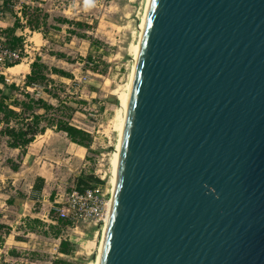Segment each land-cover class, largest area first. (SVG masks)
I'll list each match as a JSON object with an SVG mask.
<instances>
[{"label": "water", "instance_id": "water-1", "mask_svg": "<svg viewBox=\"0 0 264 264\" xmlns=\"http://www.w3.org/2000/svg\"><path fill=\"white\" fill-rule=\"evenodd\" d=\"M98 264H264V0H149Z\"/></svg>", "mask_w": 264, "mask_h": 264}, {"label": "rangeland", "instance_id": "rangeland-1", "mask_svg": "<svg viewBox=\"0 0 264 264\" xmlns=\"http://www.w3.org/2000/svg\"><path fill=\"white\" fill-rule=\"evenodd\" d=\"M25 1L27 25L32 31L35 30L32 41L38 48L36 56L45 61L48 67L58 66L72 75L70 78L57 75L54 77L55 84H51L50 88L47 86L49 93L57 95L60 100V104L58 99L53 101L55 109H49L48 113H51V117L85 129L91 135L85 159L75 157L69 162L65 160L69 154L51 147L54 145H50L52 140L49 135L45 136L42 142L49 146L40 153L34 169H47L52 172V178L48 185L42 183L41 190L53 193V196L55 193L63 194L76 185L78 178L95 177V173L105 177L104 181H109L113 188L110 156L118 140L113 117L128 89L147 0ZM5 6L4 10L10 13L11 8ZM63 18L71 22L82 21L88 26L79 28L68 25L60 21ZM70 29L86 33V39L76 37L69 32ZM38 32L49 42L42 41ZM89 37L94 40L93 47L89 46ZM58 53L64 54V57L60 58ZM88 53L92 55L93 62L86 60ZM94 67L98 72L91 70ZM43 86L29 87L28 91L32 97L39 98L46 95ZM13 92L18 93L20 99L25 93L22 89ZM29 173L33 174L34 171ZM29 194L33 193L30 191ZM49 204L36 202L33 207L37 211H49V219H54L56 214ZM46 216L40 219L47 220ZM44 226L45 222L40 227L36 224L34 235L25 236L26 233L20 232L22 243L13 244L10 252H7L8 244H1L0 264H52L56 259L54 243L57 238L50 227L46 229ZM81 227V233L68 231L74 243L73 252L57 257L73 264H92L101 244L103 230L96 232L92 226L85 224Z\"/></svg>", "mask_w": 264, "mask_h": 264}, {"label": "crops", "instance_id": "crops-1", "mask_svg": "<svg viewBox=\"0 0 264 264\" xmlns=\"http://www.w3.org/2000/svg\"><path fill=\"white\" fill-rule=\"evenodd\" d=\"M5 3L6 2L4 0H0V7L5 8ZM5 12L6 15L3 19H1L0 23L2 33L4 36H7L12 45L14 44V46H17L21 41L19 26H15L16 21H14V17L11 15V13L7 11ZM34 34L35 33H33L31 38L34 37ZM37 34L40 35L42 41H45L41 32H38ZM45 42L49 41L46 39ZM89 46H91L90 43ZM53 55V57H56L55 54ZM41 61L45 63V61L42 59ZM30 65L31 63L23 64V66H27V69L20 71V73H17L16 76L9 78H13L10 80V82L14 81L12 84L16 85L19 90L22 89L25 93H29L31 98L37 99V97H32L30 91H28L29 87H25L24 89L26 76L30 74L31 71ZM48 68L50 69L51 67ZM55 68L60 69L58 66H55ZM46 75L49 77L50 81H48L44 86L42 84H37L34 87L40 85L43 86V91L46 95H40L39 98L48 105H52V107L55 109L56 104L53 101L55 99L57 100L58 96L47 92L45 87L47 88L48 86L50 88L51 84H55L54 77L59 74L48 72ZM60 76L64 77L62 75ZM19 84H21V86ZM6 93L7 98L5 103H7L9 107L12 108L18 115L17 118L10 120V123L8 124L10 127L18 129L24 128L26 126L25 124L27 123H31L32 125L33 115L39 117V127H44V131L37 132V134L34 135L33 140L24 147H11L9 145V142L11 141L10 138L5 134H2L0 131V137L3 139L0 141V245L3 244L4 246L8 244L9 246L7 252H10L11 248H13V244L16 246L17 243H22V241L19 239V236L22 232L26 233L24 234L25 236L30 234L34 235L33 229L35 228L36 224H33L32 221L28 223L27 219H40L41 216L47 215V220L40 219V224H38L39 227L44 222L46 223V226H44L46 229H48L50 226H55L58 224V222L53 221L52 218L49 219V211L48 213L47 211H37L35 207H33V204L36 202L41 204L50 203L49 205L52 206L55 203L61 201L63 196L70 191H65L63 194L55 193L53 196V193H44L43 190H41L42 187L40 189L35 187V185H42L43 182L48 185L52 178L51 171L47 169L42 171V168L36 167L34 169L35 162L40 157V153L43 149H47L49 146L47 143L42 142L45 136L49 135L50 139L52 140L50 145H54L51 147H55L58 150H63L65 153L67 152L69 154V157L65 159L68 162L75 157L79 159H85L86 149L88 150L89 148L78 146L74 142L70 141L64 132L56 129L55 125H47L46 119L51 117V113H48L49 110L45 109L43 106L40 105L34 107L33 110L26 109L22 106V103H29L28 97L22 95L23 97L20 99L18 93H14L13 91L9 90H6ZM58 104H60L59 99ZM3 127V123H1L0 130H2ZM14 165H18V170H12V166ZM32 171H34L33 174L29 173ZM30 191L33 193L32 195L36 194L35 197H32V195L29 194ZM64 232L65 231H62L55 240V257L63 255L58 252V247L61 239L65 238ZM68 238L71 239V237Z\"/></svg>", "mask_w": 264, "mask_h": 264}, {"label": "trees", "instance_id": "trees-1", "mask_svg": "<svg viewBox=\"0 0 264 264\" xmlns=\"http://www.w3.org/2000/svg\"><path fill=\"white\" fill-rule=\"evenodd\" d=\"M60 21L68 25H75L79 28L88 26L87 23H84L82 21L71 22L68 19H64V18L60 19ZM15 26H19L17 20H16ZM69 32L81 39H84V38L86 39L87 37L86 33H77L75 30H72V29H70ZM5 37L8 43L12 45L6 35ZM90 41H91V47H93L94 40L90 38ZM12 46H14V44ZM57 56L61 58V57H64V54L58 53ZM86 60L91 61V62L94 61L90 53H88V55L86 56ZM30 67H31V71H30V74L26 76V80L24 83V89L25 87H34L37 84H42V85L47 84V82L50 81L49 77L46 75V73L48 72L56 73V74H59V75H62L68 78L72 77L70 73L62 69H58L55 67H51L49 69L48 66L44 62L41 61V58L39 56L36 57V59L31 63ZM91 70L94 72H98L96 67L92 68ZM17 89L18 87L14 84L7 85L4 82L3 77L0 76V113H1L0 124L3 123V126H4L3 129L0 131L2 134H5L6 136L10 138L11 141L9 142V145L11 147H24L25 145H27L29 142L33 140L34 135L37 134V132L44 131V127H39L40 120H39V117L36 115H33L32 117V125L31 123H27L25 124L26 126L24 128L16 129L8 125L10 123V120L13 118H17L18 115L12 108L9 107L7 103H5V100L7 98L6 90L13 91ZM45 90L49 92V90L46 87H45ZM24 95L25 97L29 98V103H25V102L22 103V106L26 109L33 110L34 107H37L40 105L43 106L47 110L53 108L52 105H48L40 98L39 99L31 98L29 93H24ZM46 123L49 126L55 125L57 130L64 132L66 136L68 137V139L74 142L75 144H77L78 146L89 148L91 144V135L85 129L74 126L69 121L55 118V117H49L48 119H46ZM12 170L14 171L18 170V165L12 166ZM98 182H100L98 178L94 177L93 175H89L86 177L78 178L75 187L81 190L85 187H88ZM35 187L37 189H40L42 185H35ZM30 221H32L33 224H40V219H27L28 223ZM69 224L70 223L68 221L60 220L58 221L57 225L50 226V228L54 231V234H55L54 237L58 238L61 232L65 231L66 227L69 226ZM0 240H1V237H0ZM73 244L74 243L72 242V240L69 239L68 237L61 239L59 243V247H58V252L63 255H70L74 250ZM55 258L56 259L52 262V264H73V263H70L69 261H66L65 259H62L59 257H55Z\"/></svg>", "mask_w": 264, "mask_h": 264}, {"label": "built area", "instance_id": "built-area-1", "mask_svg": "<svg viewBox=\"0 0 264 264\" xmlns=\"http://www.w3.org/2000/svg\"><path fill=\"white\" fill-rule=\"evenodd\" d=\"M7 7L11 8V15L18 21L20 30V45L12 46L8 43L2 33L0 24V76L3 77L7 85L12 84L6 71L10 66L17 63H32L36 59L38 48L31 36L35 32L27 25V18L24 9L27 2L25 0H4ZM6 15L4 8L0 7V23ZM95 177L100 180L83 189L75 186L67 192L61 201L52 205L56 214L53 221H68L70 224L65 229L64 237H70L68 231L81 233V226L89 225L98 232L102 230L106 215L108 201L112 193V186L109 181H104L105 177L95 173ZM47 218V216H46Z\"/></svg>", "mask_w": 264, "mask_h": 264}, {"label": "bare ground", "instance_id": "bare-ground-1", "mask_svg": "<svg viewBox=\"0 0 264 264\" xmlns=\"http://www.w3.org/2000/svg\"><path fill=\"white\" fill-rule=\"evenodd\" d=\"M148 3H149V0H147L146 10H145V13H144V19L142 20V23H141L142 27H141V32H140V35H139V38H138L136 55L134 56V62H133L132 70H131V76H130L131 78H130V82L128 83V89H127L125 95L122 96V99H121L120 104H119L120 107L117 108L116 112L114 113L115 115L113 117L114 118L113 122L115 124V128L118 131L117 144H116V146H115V148H114V150H113V152H112V154L110 156L111 157L110 158L111 159V163H112V170H113L112 182L114 183V185H115V181H116L117 165H118V159H119V153H120L121 138H122L123 129H124V123H125V118H126V111H127V107H128V102H129V97H130V92H131V86H132V80H133V75H134V69H135V63H136V59H137V55H138V51H139L140 39H141V35H142V29H143V26H144V21H145V16H146ZM31 40H32V38H31ZM15 65H13L14 67L10 66V68L7 69L6 73H7L8 77L16 76L17 73H20V71H23V70L27 69V66H23V64H21V63H17ZM114 185H113V188H114ZM113 188H112V190H113ZM110 202H111V200L109 199L106 215H105V218H104V225H103V229H102L103 231L105 229V224L107 222V216H108V212H109V209H110ZM102 234H103V232H102ZM101 241H102V238H101ZM100 248H101V244H100V247H99V249L97 251V255H96L95 261L92 264H98V259H99V255H100Z\"/></svg>", "mask_w": 264, "mask_h": 264}]
</instances>
